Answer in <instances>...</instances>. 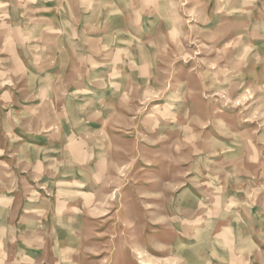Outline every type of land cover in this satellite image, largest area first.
Instances as JSON below:
<instances>
[{
  "label": "rangeland",
  "instance_id": "obj_1",
  "mask_svg": "<svg viewBox=\"0 0 264 264\" xmlns=\"http://www.w3.org/2000/svg\"><path fill=\"white\" fill-rule=\"evenodd\" d=\"M0 264H264V0H0Z\"/></svg>",
  "mask_w": 264,
  "mask_h": 264
}]
</instances>
